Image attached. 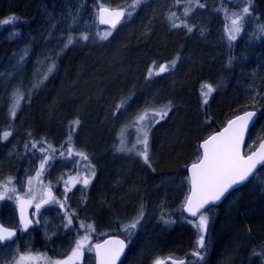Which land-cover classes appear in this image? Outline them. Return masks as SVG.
Segmentation results:
<instances>
[{
	"label": "trees",
	"instance_id": "obj_1",
	"mask_svg": "<svg viewBox=\"0 0 264 264\" xmlns=\"http://www.w3.org/2000/svg\"><path fill=\"white\" fill-rule=\"evenodd\" d=\"M252 1L264 19V0ZM131 3L0 0V122L10 116L2 105L7 94L18 86L24 94L15 117L0 126V137L11 132L7 140L0 138V180L10 174L20 179L25 162L40 159L41 148L76 143L86 150L84 160L95 173L84 205L90 202L96 213L86 216L85 224L109 232L99 240L116 234L130 243L122 264L129 258L130 264H152L159 256L188 264L198 245L181 222H191L182 205L189 187L187 167L200 157V143L248 109L258 110L259 118L246 151L264 138V34L258 29L242 42H230L226 0H142L107 40L99 39L111 28L98 22V7ZM69 37L73 43L65 48ZM53 62L55 69L47 73ZM161 65L168 70L157 75ZM45 74L47 79L33 88ZM209 86L211 93H204ZM164 106H170L164 119L152 115ZM146 110L149 163L123 154L118 138ZM263 173L264 167L213 208L219 212L210 219L214 243L205 238V258L212 252L219 264L263 262L264 185L257 182ZM141 210L140 223L147 219V226L130 240L121 226ZM237 243L247 249L240 261ZM35 247L47 249L38 235Z\"/></svg>",
	"mask_w": 264,
	"mask_h": 264
},
{
	"label": "rangeland",
	"instance_id": "obj_2",
	"mask_svg": "<svg viewBox=\"0 0 264 264\" xmlns=\"http://www.w3.org/2000/svg\"><path fill=\"white\" fill-rule=\"evenodd\" d=\"M224 5L225 7L223 8V11L226 16L225 32L227 38L228 30L231 28V21L232 19L236 18V16L233 14H241L244 8H248L249 10L247 14L243 15V19L241 20V24L243 26L242 31L237 35V38L234 41L230 42H242L245 39L252 37L254 34H257L258 29L260 30L261 27H264V23L260 25L259 22L264 19H262L258 8H256L255 11L253 10V5H255V3L252 0H236L233 3L227 2ZM17 88L22 91L21 86H18ZM14 90L15 89L11 90L7 94L5 101L8 100V102L4 101L5 104L4 102L2 104L7 116L10 115L9 110L13 104ZM204 93L210 94L211 91H209V88H206ZM137 117L130 126L123 130V145L120 143L122 138L121 133L118 136L119 148L123 147L124 150H121V152L127 156L130 154L138 156L136 152L141 150L143 145L137 141L143 138V133L145 130L148 131L149 139L150 117L147 115L143 121H138ZM8 118H11V116H8ZM8 118L5 121L9 122ZM3 123L0 122V126ZM145 126H147V128H145ZM85 151L86 150L76 143H73L69 146L56 145L50 147L45 151L39 152L42 155L40 159L34 162V164L29 163L28 161L25 162L21 169L23 174L21 175L20 179H17L16 175L10 174V176L6 175V178L0 180V193L4 195V198L9 199L10 196L18 197L14 203L12 201L9 202L11 205V211H14L15 209L14 207L12 208V206H17L18 200H21L24 197H26L28 200L32 199L34 203L40 202L44 199L48 201V207L46 208L45 212L42 213V211H37V213H35V223L42 229L41 237L47 246V249L41 250L40 248L35 247L32 241H29L25 244L23 243V246L19 245V247H17L16 245L13 249L9 248L6 251H2L0 249V262H2V264H6L4 263L5 260H11V258H17L18 256L19 260L16 262V264H54V262H60V264L94 263L93 246L99 241L100 236L109 232H100V227L98 224L94 225L93 228L89 227L91 225L85 224L86 216L94 215V212L96 213V206L90 202L87 205H84V197L88 193V187L92 184V181L95 177V174L92 175L93 167L89 165V161L86 162L82 156L77 155V153L84 154ZM61 153H63V155H61ZM44 158H47V163L44 165V168L41 169L40 164ZM14 162L20 163L21 161ZM15 171L18 170L16 169L13 172ZM38 172L40 173L39 176H37ZM263 174H261L262 176L257 180L259 185H264ZM9 178H11V183H8ZM29 178L32 180L31 184L28 183ZM84 178L89 179V183L87 185L83 183ZM5 184H7V191H5ZM13 188H15V193L12 192ZM46 193L49 194V197L47 198L44 197ZM61 205H63V207H61ZM218 212L219 210L213 211L212 208L204 213L208 217L207 232L204 233V236L205 238L207 237V241L212 238V244L214 243L212 237L214 231L210 225V222L211 220L213 221L215 219ZM39 216H42V219H39ZM68 216H71L72 218V223L70 225L67 221ZM143 220L144 221L141 223L139 222L136 229L132 231L131 235L125 231V226L131 222L125 223L121 226L122 232L130 240L134 239L135 237L137 238L140 232L143 231L147 226V219ZM181 222L187 224L191 228V231L194 235V242L197 241L200 235L195 226L196 223H198V219L191 220L190 223L183 219ZM81 224H83L84 227H81ZM174 225L175 223L170 224L172 227ZM86 234L88 236V240L85 241V246L81 250L82 255L73 257L72 252L76 247V242L82 239ZM234 249L236 259L239 261L247 253L244 243H237V246ZM17 250L18 254L15 255ZM197 250L201 252V254L204 256V259L200 261L194 255L193 258L189 259L188 264H219L218 261L215 263V257H211L212 252L207 254V258H205V250L196 249V251ZM158 259H165V256H159L155 258L152 264H154ZM248 259H251V254L249 255ZM130 260L131 259L129 258L125 264H130ZM210 261H212V263ZM165 264L177 263L172 259H165ZM248 264L251 263L249 262ZM261 264H264V257Z\"/></svg>",
	"mask_w": 264,
	"mask_h": 264
},
{
	"label": "snow or ice",
	"instance_id": "obj_3",
	"mask_svg": "<svg viewBox=\"0 0 264 264\" xmlns=\"http://www.w3.org/2000/svg\"><path fill=\"white\" fill-rule=\"evenodd\" d=\"M142 3V0H132V3L127 6V8H118L115 10H110L103 8L101 6L100 12L98 13L99 22L103 24H108L111 26V29L106 31L103 34H98L99 39L107 40L111 35V30H114L121 22L122 19L125 18L126 13L127 17L130 19L132 12ZM203 6V5H200ZM248 8H244L241 14H233L236 18L231 21V28L228 30V39L229 41H234L237 38V35L242 31L241 20L243 19V15L248 13ZM187 9L185 10V15H187ZM175 16V13H172L169 17L170 20ZM10 21L6 20L4 23H9ZM173 27H179L180 25L173 22ZM188 31H192L191 27L188 28ZM262 34H264V27L260 28ZM80 39L87 41L89 37L87 35H82ZM73 43L71 37L68 38L67 44H65V48ZM172 66H175V61L172 62ZM55 69V63L53 62L47 68V73H51ZM168 68L166 65H161L159 71L156 73L159 75L167 71ZM152 73H149L151 76ZM43 79H47V74L43 76V78L38 82L32 85L33 88L39 86V83L43 82ZM209 91L211 88L209 86ZM24 94L20 91L19 88L14 90L13 92V104L10 108V116L12 118L15 117L16 111L20 106L21 100H23ZM125 102L122 101L120 105L117 106V111L120 110V107L123 106ZM207 103V100H205ZM170 110V106H164L163 109L153 110L152 115L154 117H159V119H164L167 116V112ZM254 115L253 112H247L243 116H238L236 120L231 121L229 123V127L224 130V132L220 133L219 136H213L210 140H206L202 145L204 151L203 156L199 160V162L194 163L192 165V195L186 199L185 208L188 212L191 213L193 217H197L198 213V223H196V228L200 233L199 239L197 240L198 249L207 250L205 244V236L204 233L207 232L208 225V217L201 209L204 208L207 204H212L218 200L234 185L241 184L246 181L249 176L253 174V170L256 168L258 162L264 160V152L254 154L257 156L256 159L253 158V155L244 156L241 154V144L243 141V133L247 127L248 121ZM147 116V110L144 114L137 117L138 121H143ZM159 120H155L154 123H158ZM79 121H75L74 124H78ZM147 128V126H145ZM11 135V132L5 131L3 136L0 137L4 140H7ZM124 131L121 132V145L124 144L123 140ZM138 143L143 145L141 150H138L136 154L140 156L145 163H149L148 159V131L145 130L143 133V138L137 141ZM33 147L36 145L33 144ZM27 147V145H26ZM261 148H264V144L261 145ZM119 150H124L121 147ZM40 151H45V149L41 148ZM63 155V153H61ZM78 156H82L85 160H87V156L83 153H77ZM47 163V158L42 159L40 168L43 169L44 165ZM150 166V165H149ZM39 172L37 176H39ZM94 170L92 171V175H94ZM31 178L28 179V183L31 184ZM8 183H11V178H9ZM83 183L87 185L89 183L88 178L83 179ZM5 191H7V184H5ZM12 192L15 193V188L12 189ZM4 195L0 193V199H3ZM13 197H9L12 199ZM47 203V200L43 201ZM30 203V202H29ZM40 205H36L37 211L39 210ZM63 207V205H61ZM143 218V211L141 210L139 216L133 220L130 224L125 226V231L130 235L132 231L136 229L140 220ZM26 221V222H25ZM68 224L72 223L71 216L67 217ZM21 222H24V227L27 228L28 224L31 223V220H26L23 214V206L21 207ZM174 223V221H165V223ZM81 227H84L81 224ZM91 227V226H89ZM15 232L9 231L7 228H0V242L9 239L14 236ZM88 240L87 234L76 242V247L72 252L73 257H78L82 255V249L85 246V241ZM125 247L123 240H111L105 241L103 244H96L95 250L100 256V264H115V260L119 258L120 253L123 251ZM255 255H261V253H254ZM198 260L202 261L204 256L201 254L199 250L193 253ZM71 259V258H70ZM2 264V262H0ZM54 264H60V262H54ZM156 264H162L161 261L157 260ZM183 264V261L180 262Z\"/></svg>",
	"mask_w": 264,
	"mask_h": 264
},
{
	"label": "water",
	"instance_id": "obj_4",
	"mask_svg": "<svg viewBox=\"0 0 264 264\" xmlns=\"http://www.w3.org/2000/svg\"><path fill=\"white\" fill-rule=\"evenodd\" d=\"M226 1H227L228 3H232V2H235L236 0H226ZM101 6H102L103 8L110 9V10L118 9V8H116V7H109V6H104V5H101ZM101 6H99V7H98V10H97V20H98V22H99L98 13L100 12V8H101ZM123 20H124V19H122L121 22H120L119 24H117L116 27H118V26L123 22ZM99 23H100V22H99ZM100 24L103 25V26H107V27H110V28H111V26L108 25V24H103V23H100ZM247 112H253L254 115H253L252 118L248 121V123H247V127H246V129L244 130V133H243V141H242V144H241V154L244 155V156L253 155V158L256 159L257 156L254 155V154H258V153L264 152V148H261V145L264 144V138H263V139L258 143L257 147H256L252 152H250V153H248V154L245 153V145H246V142H247V138H248L249 133H250L251 129L253 128V126H254V124H255L257 118H258V111H257V110H254V109L246 110V111H244V112H241V113H239V114H237V115L231 117L229 120L226 121V123H225V124L219 129V130H217L216 132H214V133L210 134L209 136H207V137H206V138L200 143V157H199L196 161H194V162H192L191 164H189L188 167H187L188 178H189V187H188V194H187V196H186V198H185V201H184V203H183V205H182V212L184 213V215H185L189 220H196V219L198 218V216H199V213H198L197 217H193V216L191 215V213L188 212V211L186 210V208H185V204H186V199L192 195V184H191L192 165H193L194 163L199 162V160L202 158V156H203V151H204L202 145L204 144V142H205L206 140H210L211 137H213V136H219L220 133L224 132V130H225L226 128L229 127V123H230L231 121L236 120V118H237L238 116H243V115H245V113H247ZM263 167H264V160H262V161H260V162L257 163L256 168L253 170V174H252L251 176H249V178H248L246 181L242 182L241 184L234 185L232 188H230V189H229V190H228V191H227V192H226V193L220 198V200H218V201H216V202H214V203H212V204H207V205H205L204 208L201 209V212H205V211H207V210H209V209H211V208H213V207H219V206H221V205L223 204V202L228 198V196H229L232 192H234V191H236L237 189H239V188L245 186L246 184H248V183L254 178V176L257 174V172H258L261 168H263ZM23 214H24L26 220H30L29 215H28V213H27L26 211L23 212ZM25 222H26V221H25ZM21 223H22V226H23V228H24L25 230H29V229L31 228V226H32V222L28 224L27 228L24 227V222H21ZM0 228H7V229H9V231H13V232H15V235H14V236L10 237V238L7 239V240H4L3 242L13 241V240L16 239V237H17V233H16L15 230H13V229H11V228H8V227L4 226V225L1 224V223H0ZM111 240H123V241H124L125 247H124L123 251L120 253L119 258L115 260V264H121V262L123 261L125 255H126V253H127V250H128V241H127L125 238H123V237H121V236H119V235H116V234H110V235L104 237V238H103L102 240H100L98 243H99V244H103L105 241H111ZM98 243H97V244H98ZM94 255H95V264H100V256L98 255L97 251L95 250V246H94ZM158 260L161 261L162 264H165V261H164L163 259H158ZM155 264H156V262H155Z\"/></svg>",
	"mask_w": 264,
	"mask_h": 264
},
{
	"label": "flooded vegetation",
	"instance_id": "obj_5",
	"mask_svg": "<svg viewBox=\"0 0 264 264\" xmlns=\"http://www.w3.org/2000/svg\"><path fill=\"white\" fill-rule=\"evenodd\" d=\"M44 197L45 198L49 197V194L46 193ZM17 198L18 197L14 196L12 199H7V198L0 199V223L3 224L4 226L8 227V228L15 230L17 233V237L15 240L7 241V242H3V241L0 242V249L2 251H6L9 248L13 249L16 245H17V247H19V245L21 243L25 244L29 241H32L33 245H35L36 240H37V235L42 240V237H41L42 229L39 227V225H36V223H35V213H37V209H36L37 204L40 205L38 211H42V213L45 212L48 205H47V203H44L43 201L46 199H44L40 202L34 203V201L32 199L28 200L26 197H24L21 200H18L17 206H12V208L14 207L15 209H14V211H11V209H10L11 205L9 202L12 201L14 203ZM6 205H8V206L10 205L9 210H7L8 213L3 212V207ZM22 206H23V212L26 211L28 213L29 218L32 222V226L29 230H25L22 226V223H21V207ZM38 218L42 219V216H39ZM42 243H44L43 240H42ZM16 254H18V250H17V252H15V255ZM18 258H19V256L17 258L13 257V258H11V260H5L4 263L16 264V262L19 260ZM94 262H95V259H94ZM123 262H124V260H123Z\"/></svg>",
	"mask_w": 264,
	"mask_h": 264
},
{
	"label": "bare ground",
	"instance_id": "obj_6",
	"mask_svg": "<svg viewBox=\"0 0 264 264\" xmlns=\"http://www.w3.org/2000/svg\"><path fill=\"white\" fill-rule=\"evenodd\" d=\"M232 3H233V2H232ZM248 110H250V109H248ZM254 110H255V109H254ZM245 111H246V110H245ZM257 111H258V110H257ZM242 112H244V111H242ZM258 118H259V111H258ZM258 118H257V120H258ZM257 120H256V122H257ZM256 122H255V123H256ZM254 125H255V124H254ZM253 127H254V126H253ZM218 130H219V129H218ZM214 132H216V131H214ZM214 132H212V133H214ZM212 133H211V134H212ZM9 206H10V205H9ZM9 206H8V205L4 206V207H3V212L6 213L7 210L10 208ZM219 207H220V206H219ZM23 245H24L23 243H22V245L20 244V246H23ZM93 264H95V262H94Z\"/></svg>",
	"mask_w": 264,
	"mask_h": 264
}]
</instances>
